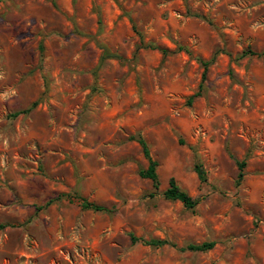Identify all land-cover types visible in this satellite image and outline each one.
I'll return each mask as SVG.
<instances>
[{"label":"rangeland","instance_id":"1","mask_svg":"<svg viewBox=\"0 0 264 264\" xmlns=\"http://www.w3.org/2000/svg\"><path fill=\"white\" fill-rule=\"evenodd\" d=\"M0 224V264H264V0H0Z\"/></svg>","mask_w":264,"mask_h":264},{"label":"trees","instance_id":"2","mask_svg":"<svg viewBox=\"0 0 264 264\" xmlns=\"http://www.w3.org/2000/svg\"><path fill=\"white\" fill-rule=\"evenodd\" d=\"M105 55L110 56L106 52H105ZM202 78H204V73L202 75ZM17 113H14L13 115H16ZM138 141H139L140 145L142 146V151H143L144 156L148 159V166L145 170L141 171V175L146 177V178H149L152 181L153 187H154V191L152 192V194H155L156 193L155 190L158 189V185H159L158 175L156 172L157 162L151 158L145 141L142 138H139ZM244 163H245L244 161H241V162L238 161L237 162L238 167H239V171H238V175H237V181H239L243 176L242 168L244 166ZM194 167H195V171L197 172L200 181H205L206 175H205V171L203 170V168L199 164H195ZM163 196L166 199L178 200L187 208H194L195 205L198 203V199L192 198L185 190L181 189L176 184L175 179L173 177H171L169 179L168 187L164 190ZM81 205L84 208H89L92 210H97V211L105 210V208L103 206L88 202L86 199L82 200ZM2 227H4V225L0 224V228H2ZM130 237H131L132 242H136L138 240V238L133 236V235H131ZM142 241L145 244H149V245H153V246H161V245L166 243V241L162 240V239H151V240H142ZM214 244H215L214 241H204V242L199 243V244H188L187 248L190 250H194V251H206V250L211 249L214 246Z\"/></svg>","mask_w":264,"mask_h":264}]
</instances>
